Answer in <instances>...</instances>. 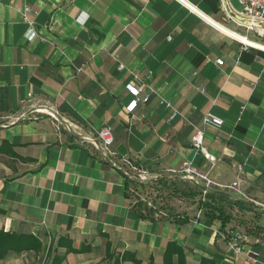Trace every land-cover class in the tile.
Listing matches in <instances>:
<instances>
[{
	"label": "crops",
	"instance_id": "obj_1",
	"mask_svg": "<svg viewBox=\"0 0 264 264\" xmlns=\"http://www.w3.org/2000/svg\"><path fill=\"white\" fill-rule=\"evenodd\" d=\"M205 16L237 31L220 0H0V229L43 245L9 251L0 264H44L55 254L59 264H104L107 241L112 254L138 259L121 264H163L169 241L184 264H264V206L245 199L264 204V49L244 48ZM128 84L151 95L132 111ZM36 104L83 134L110 126L116 151L148 171L191 160L215 183L240 178L246 196L212 185L196 216L197 189L163 178L162 192L169 185L194 202L164 195L173 216L146 215L131 203L130 181L51 116L15 119ZM205 111L223 123L204 124ZM195 127L213 161L191 144ZM228 230L245 235L240 253L229 250ZM68 241L82 249L66 252Z\"/></svg>",
	"mask_w": 264,
	"mask_h": 264
},
{
	"label": "built area",
	"instance_id": "obj_2",
	"mask_svg": "<svg viewBox=\"0 0 264 264\" xmlns=\"http://www.w3.org/2000/svg\"><path fill=\"white\" fill-rule=\"evenodd\" d=\"M239 7H236L232 0H220V7L226 17L230 18L237 26L244 28L246 31L252 30L257 37L264 38V0H236ZM30 7L24 5L22 7V17L29 20ZM28 38L35 35L33 29H29ZM244 34V33H243ZM247 36L246 34H244ZM170 38V35H169ZM243 47L252 46L255 48L263 49L261 47L251 45L249 43L241 41ZM215 62L218 64L222 63L221 58H216ZM118 69H123L124 65L118 62ZM151 73V71H148ZM127 89L134 95V97L126 105V110L132 111L139 100L147 101L150 98V92L143 94L142 97H138L139 88L132 84L127 85ZM154 92L153 89H151ZM30 96L31 92H27ZM171 108L170 117H173L176 110L171 106V103H166ZM36 113H45L51 116L56 121V127L59 128L61 125L65 130L72 133L76 139L80 142L88 144L90 150L97 155L100 161L107 163L113 168L120 171L124 177L129 180L128 192L132 199V205H135L141 209L144 214H150L156 217H170L173 216L169 205L164 200V195L158 186L161 179L177 178L179 180L189 182L195 189H197V201L198 206L196 210V216H199L204 209V201L206 200L207 194L210 192V187L216 185L218 189L234 188L238 192L243 193L239 190L240 178L233 180L231 183L218 184L212 181L206 173L198 171L192 164L191 160H185L182 162L178 169L169 168L164 171H148L141 165H138L134 160L129 157L120 155L114 148V135L112 129L108 125H103L95 130L87 131L84 134L81 132V127L78 124L70 122L64 118L56 110L48 107L46 104L31 105L25 112L16 116L15 119L19 120L27 116L28 114L33 115L37 118ZM202 122L204 124H212L214 126H220L223 123L222 117L214 114L211 111H205L202 115ZM204 132L200 127H195L190 137L191 144L201 152L204 157L213 161L214 156L210 154L203 144ZM239 167V174H240ZM244 194V193H243ZM245 195V194H244ZM246 196V195H245ZM246 204L249 208L254 209L255 206H264L263 203L246 196ZM178 201H184L180 198ZM229 234L228 240L229 250L234 253H240L243 251L241 242L244 241L245 235L236 231H226L223 236ZM259 243H264L263 240H259Z\"/></svg>",
	"mask_w": 264,
	"mask_h": 264
},
{
	"label": "trees",
	"instance_id": "obj_3",
	"mask_svg": "<svg viewBox=\"0 0 264 264\" xmlns=\"http://www.w3.org/2000/svg\"><path fill=\"white\" fill-rule=\"evenodd\" d=\"M62 238L59 237L56 241V245H61ZM53 239L50 241L48 251L52 246ZM43 247L42 241L34 234L30 232H19L14 230L0 229V257H3L9 251H21V250H40ZM82 247H74L69 241L66 245V252L79 251ZM176 253V261H174L173 254ZM49 256V255H48ZM63 254H55L50 259L48 258L44 264H59L62 260ZM106 258L107 261L104 264H121L122 260L131 259L134 262H138V259L134 254L127 251L121 254H112L110 252L109 242H106ZM183 254L181 248L175 241H169L164 251L163 264H184ZM199 264H205L204 258L201 259Z\"/></svg>",
	"mask_w": 264,
	"mask_h": 264
},
{
	"label": "rangeland",
	"instance_id": "obj_4",
	"mask_svg": "<svg viewBox=\"0 0 264 264\" xmlns=\"http://www.w3.org/2000/svg\"><path fill=\"white\" fill-rule=\"evenodd\" d=\"M232 2H233V4L236 6V7H239V4L237 3V1L236 0H232ZM235 25V26H234ZM233 26L234 27H236V30L237 31H239L240 33H244V34H246L247 35V37H249V38H251V39H254V40H257V41H260V42H263L264 43V38H261V37H257L255 34H254V32L252 31V30H250V31H246L244 28H242V27H237V25L236 24H234ZM168 189L169 188H172V187H170L169 185H168V187H167ZM161 189L162 190H164V191H166V192H162V195H165V196H168L169 198H171L172 196H177V197H182L185 201L187 200V201H191V202H194V199H195V197L194 196H192V194L191 195H189L188 197L187 196H185L184 197V195H183V192H181V191H179V189H172L171 191L169 190V191H167L168 189H164V187L162 188L161 187ZM190 194V193H189ZM194 197V199H192ZM206 199H207V196H206ZM169 203V202H168ZM170 204V203H169ZM171 205H173V204H171ZM174 206V205H173Z\"/></svg>",
	"mask_w": 264,
	"mask_h": 264
},
{
	"label": "bare ground",
	"instance_id": "obj_5",
	"mask_svg": "<svg viewBox=\"0 0 264 264\" xmlns=\"http://www.w3.org/2000/svg\"><path fill=\"white\" fill-rule=\"evenodd\" d=\"M208 20H210L212 23H214L215 25H217L220 29H222L226 34L240 40V41H243V42H246V43H249L251 45H255V46H258V47H261L264 49V43L263 42H260V41H257V40H254V39H251L247 36H245L243 33H240L238 31H235L229 27H227L226 25L224 24H221V23H218L216 22L215 20L211 19L210 17H207L205 16Z\"/></svg>",
	"mask_w": 264,
	"mask_h": 264
}]
</instances>
